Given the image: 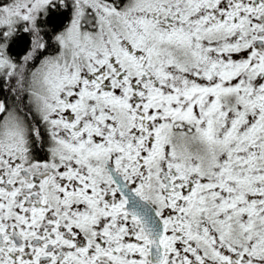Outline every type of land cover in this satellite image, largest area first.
Returning a JSON list of instances; mask_svg holds the SVG:
<instances>
[{"label":"snow or ice","instance_id":"snow-or-ice-1","mask_svg":"<svg viewBox=\"0 0 264 264\" xmlns=\"http://www.w3.org/2000/svg\"><path fill=\"white\" fill-rule=\"evenodd\" d=\"M0 264H264V0H0Z\"/></svg>","mask_w":264,"mask_h":264},{"label":"trees","instance_id":"trees-1","mask_svg":"<svg viewBox=\"0 0 264 264\" xmlns=\"http://www.w3.org/2000/svg\"><path fill=\"white\" fill-rule=\"evenodd\" d=\"M25 45H23V44H21L19 47H17L16 49H15V51L16 52H21L22 50H23V47H24Z\"/></svg>","mask_w":264,"mask_h":264}]
</instances>
